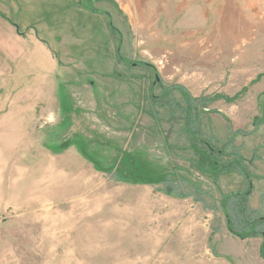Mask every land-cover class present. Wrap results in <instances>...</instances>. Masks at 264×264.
I'll use <instances>...</instances> for the list:
<instances>
[{
	"label": "rangeland",
	"instance_id": "rangeland-1",
	"mask_svg": "<svg viewBox=\"0 0 264 264\" xmlns=\"http://www.w3.org/2000/svg\"><path fill=\"white\" fill-rule=\"evenodd\" d=\"M234 192L264 217V0H0V264H264Z\"/></svg>",
	"mask_w": 264,
	"mask_h": 264
},
{
	"label": "trees",
	"instance_id": "trees-1",
	"mask_svg": "<svg viewBox=\"0 0 264 264\" xmlns=\"http://www.w3.org/2000/svg\"><path fill=\"white\" fill-rule=\"evenodd\" d=\"M217 97H219V95H214L211 100H213V98L216 99ZM233 98L226 99L232 101ZM200 100L201 99H193L189 97L188 104L191 106L195 101ZM188 131L191 138L190 150H192L194 157L192 163L194 167H196L200 172L209 174L213 181L216 177L218 178V176L222 172L225 173L227 170L231 169L237 170V168L242 165V163L240 162L241 160L239 159L240 153H238L236 149H233L232 152L235 153L233 154L234 159H230L226 162L221 161L219 159V156L222 154L221 150L214 151L210 142H208L207 139H203L205 136L201 135L199 131ZM231 143L232 141H230V145ZM242 172L245 173L244 168ZM119 178L124 180L125 182H130V179L121 177ZM172 180L174 181V183ZM175 181V179H172L169 176H165L162 180V183L163 186H166V188H163L162 190L167 191L168 194L181 196L182 198L191 196L195 201H200L205 204L203 199L204 191H202V189L199 190L191 182L187 184V180L185 182L180 181L178 183H175ZM178 184H180V186H177ZM248 194V192H234L220 197V202H223L221 204L225 206L224 210L227 227L230 232L241 238H245L247 236H261L263 239L262 247L264 250V228H261V225H263L264 222V217L257 216L256 212L247 205L246 200L248 198ZM213 198L214 196H212L211 199Z\"/></svg>",
	"mask_w": 264,
	"mask_h": 264
},
{
	"label": "crops",
	"instance_id": "crops-1",
	"mask_svg": "<svg viewBox=\"0 0 264 264\" xmlns=\"http://www.w3.org/2000/svg\"><path fill=\"white\" fill-rule=\"evenodd\" d=\"M14 25H15V24H14ZM52 61H53V60H52ZM66 62H67V61H66ZM66 65H67V64H66ZM65 69H66V70L68 69V68H67V66H66V68H65ZM104 78H105V77H104ZM100 82H104V80H102V81H100Z\"/></svg>",
	"mask_w": 264,
	"mask_h": 264
},
{
	"label": "water",
	"instance_id": "water-1",
	"mask_svg": "<svg viewBox=\"0 0 264 264\" xmlns=\"http://www.w3.org/2000/svg\"><path fill=\"white\" fill-rule=\"evenodd\" d=\"M156 80H158V77H156Z\"/></svg>",
	"mask_w": 264,
	"mask_h": 264
}]
</instances>
